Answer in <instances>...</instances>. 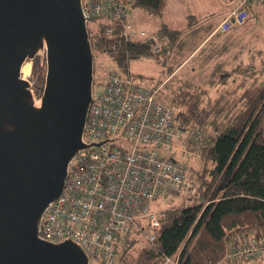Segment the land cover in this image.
<instances>
[{
    "label": "built area",
    "instance_id": "1",
    "mask_svg": "<svg viewBox=\"0 0 264 264\" xmlns=\"http://www.w3.org/2000/svg\"><path fill=\"white\" fill-rule=\"evenodd\" d=\"M134 0H82L88 23H112L107 33L126 42L144 37L128 20ZM232 4V3H231ZM264 9V0H236L222 30L244 26L248 7ZM219 30V28H218ZM153 53L160 46L153 41ZM161 86L151 88L111 70L99 94H93L84 139L100 144L79 152L70 164L60 198L46 212L40 241L67 239L82 246L91 264H119L120 249L136 230L153 243L161 233L164 211L152 203L166 194L194 191L190 164L202 159L206 130L177 122V106L160 99ZM206 131V132H205ZM264 255V238L250 233L233 239L225 260L243 264ZM163 264H179V255L165 256Z\"/></svg>",
    "mask_w": 264,
    "mask_h": 264
},
{
    "label": "water",
    "instance_id": "2",
    "mask_svg": "<svg viewBox=\"0 0 264 264\" xmlns=\"http://www.w3.org/2000/svg\"><path fill=\"white\" fill-rule=\"evenodd\" d=\"M45 56L43 92L23 67ZM94 51L82 0H0V264H91L72 240L40 241L46 212L88 144Z\"/></svg>",
    "mask_w": 264,
    "mask_h": 264
},
{
    "label": "trees",
    "instance_id": "3",
    "mask_svg": "<svg viewBox=\"0 0 264 264\" xmlns=\"http://www.w3.org/2000/svg\"><path fill=\"white\" fill-rule=\"evenodd\" d=\"M167 3L168 0H134L133 6L160 14ZM250 9L248 7L249 14ZM195 20V17H189L191 25ZM90 22L92 26L88 23V28L94 53L109 56L124 71L131 59L154 54V40L163 42L162 38H168L178 41L186 31L163 26L158 31V38L152 36L126 42L120 37H109L110 21L93 19ZM191 25L188 30L193 28ZM202 39L199 37V42ZM219 39L217 35L199 53ZM164 45L163 42L158 54L164 51ZM223 49L228 52L230 47L223 46ZM242 50L239 49L235 60H240ZM253 52L244 72L253 69L249 74L263 73L264 65L256 68ZM199 53L189 62H194ZM183 61L177 65H182ZM31 62L30 80L35 95L40 97L45 85V56H37ZM240 64L242 66V62ZM160 86L163 102L181 106L176 117L180 125L211 129L203 148L205 157L199 163V198H194L185 207L165 212L161 233L153 243L144 241L138 231H132L121 245L120 264H163L165 256L177 254L179 264L227 262L229 244L237 236L252 233L257 239L264 238V81L241 93L235 92L233 102H222L223 97H220L207 101L208 106L203 105L207 94L205 89L193 94L190 90L180 91L169 96L162 95L163 86ZM187 94H191L189 100H186Z\"/></svg>",
    "mask_w": 264,
    "mask_h": 264
},
{
    "label": "rangeland",
    "instance_id": "4",
    "mask_svg": "<svg viewBox=\"0 0 264 264\" xmlns=\"http://www.w3.org/2000/svg\"><path fill=\"white\" fill-rule=\"evenodd\" d=\"M235 1L236 0H170L167 6L168 8L160 14L148 13L140 8H132L129 15L130 20L133 21L132 23L137 30L146 33V35L141 38H149L152 36L158 38V28L162 24H170L173 28L179 30L186 29V31L178 41L162 38L165 45L164 51L161 54L131 59L126 71L119 68L109 56L94 53V94L97 95L102 92L107 81L108 73L111 70H116L121 74H130L134 80L151 88H158L162 85V95L166 94L172 96L180 91L187 90H190L192 92L191 94H193L197 92V90L204 91L205 89L207 94L204 99L202 96L203 105L205 106L209 105L207 101H215L220 97H223L222 102L227 100L233 102L236 96L235 92L241 93L244 89L264 81V10L260 7L261 10H259L260 12L262 11L260 16L255 17V13H253L247 23L242 27L234 26L228 28L227 25H224L226 30H222L223 27L219 26V31L216 35H218L220 39L209 44L205 50L200 53L198 42L199 37L202 38L209 34L208 31L204 32L203 28H201V32H199V24H202L200 22L218 20L220 17L219 11H224L226 8L225 5L234 7ZM188 15H193L195 17L196 20L194 25H191L189 22L187 18ZM253 20L255 21V26H252ZM190 25L193 28L188 30ZM89 26H92L91 22H89ZM232 29H235L233 33H231L233 37L241 38V36H243L244 39L242 38V43L239 42L235 44L230 38L227 40L228 36L225 35ZM163 42H158V45L161 47ZM196 46H198V48L195 50ZM223 46L230 47L228 52L223 49ZM243 47L246 48L247 54L250 49L252 52H258L256 55H254L255 53L253 52L252 55L256 58V68L261 65L263 66L261 70L263 73L254 75L249 74L253 69L244 72V69L249 65L248 63L251 62V59L249 61L247 58H244L245 60L242 61V66L238 65V59L235 60L234 58L239 49ZM196 53H199L196 60L194 62H189L196 56ZM249 55L251 56V51L248 56ZM180 61H183V63L178 66L177 64ZM30 63L32 72V62ZM191 94H187L186 100H189ZM176 106L177 109L181 107L178 104H176ZM186 128L196 129L199 128V125ZM205 128L203 129L207 131H205L206 134L210 136L211 129L207 128V130ZM204 157L203 154L200 162L199 159H195L190 164L194 191L186 194L184 197L182 194L174 193L163 195L158 201L152 203L153 210L168 212L172 209L185 207L189 205L191 201L193 202L194 198L198 197L199 163L201 164L203 162ZM142 239L146 241L144 237H142Z\"/></svg>",
    "mask_w": 264,
    "mask_h": 264
},
{
    "label": "crops",
    "instance_id": "5",
    "mask_svg": "<svg viewBox=\"0 0 264 264\" xmlns=\"http://www.w3.org/2000/svg\"><path fill=\"white\" fill-rule=\"evenodd\" d=\"M169 1L170 0H168L167 6L169 5ZM167 6H166L165 10L168 8ZM225 6H226V8H225L224 11H222V12L219 11L220 17H219L218 20H210V21H206V22H204V21H201L200 22L202 24H199V27L203 28L204 32H207L208 31L209 34H208V36L202 37L203 39L201 40V42H199V49H201L205 44L211 42L212 39L216 38V36H217L216 33L219 31L218 30L219 26L223 23V21L225 20V18L229 15V13L231 12V10L234 8L233 6H227V5H225ZM132 8H137V7L132 6L129 9V15H130V10ZM259 9H260V7H256V6L255 7H251L250 14L254 12L255 13V17L260 16V14L262 13V11L260 12V10L262 8L260 10ZM191 16H193V15H188L187 18L189 19V17H191ZM128 20L131 23L133 22V21L130 20V17L129 16H128ZM132 25L135 28V26H134L133 23H132ZM255 25H256L255 24V21L253 20L252 26H255ZM163 26H166L169 29H176V28L171 27L170 24H162L160 27L162 28ZM160 27L158 28V31L161 29ZM135 29H136V31H139V30H137V28H135ZM176 30H179V29H176ZM233 30H235V29H232V30H230V31H228L226 33L225 36H228L227 40L230 38L231 41L234 42L235 44H238V42H241L242 43L243 36H241V38L233 37V34H231V33H233ZM246 51H247L246 48L243 47V50H242L241 55H240V57L241 56L242 57L240 58V60H238L239 61V64H238L239 66L241 65L240 63L245 60L244 58H247V60H249V61L251 59V56L250 55L248 56V54H250V51H252V50L250 49L249 52H248V54L246 53ZM220 264H229V263L222 262ZM243 264H264V255L262 257H259L257 259H254V260L245 261Z\"/></svg>",
    "mask_w": 264,
    "mask_h": 264
},
{
    "label": "bare ground",
    "instance_id": "6",
    "mask_svg": "<svg viewBox=\"0 0 264 264\" xmlns=\"http://www.w3.org/2000/svg\"><path fill=\"white\" fill-rule=\"evenodd\" d=\"M22 74H23V76H25V77H29V76H30V74H31V63H30V62L27 63V64L23 67V69H22Z\"/></svg>",
    "mask_w": 264,
    "mask_h": 264
}]
</instances>
